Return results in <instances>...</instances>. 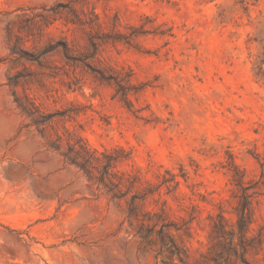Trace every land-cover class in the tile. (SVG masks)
Wrapping results in <instances>:
<instances>
[{
	"label": "rangeland",
	"instance_id": "374dc122",
	"mask_svg": "<svg viewBox=\"0 0 264 264\" xmlns=\"http://www.w3.org/2000/svg\"><path fill=\"white\" fill-rule=\"evenodd\" d=\"M56 3L93 10L102 32L134 31L128 43L99 42L96 54L98 64L131 73L132 107L97 79L89 59L67 63L52 52L40 67L11 54L15 35L28 53L51 40L86 50L87 25L58 19L19 32ZM15 92L65 114L41 134ZM64 129L99 151L123 148L118 169L137 173L141 188L174 175L145 207L186 223L170 232L187 263L214 264L202 257L216 245L212 220H236L241 191L229 162L254 193L248 234H263L264 0H0V264H171L141 240L124 200L63 159ZM56 133L60 151L50 146ZM248 259L264 264V242Z\"/></svg>",
	"mask_w": 264,
	"mask_h": 264
},
{
	"label": "trees",
	"instance_id": "16d2710c",
	"mask_svg": "<svg viewBox=\"0 0 264 264\" xmlns=\"http://www.w3.org/2000/svg\"><path fill=\"white\" fill-rule=\"evenodd\" d=\"M34 17L40 20L32 22L33 25L26 27L19 26V32L25 31L31 34L32 26L42 31V27H48L56 20L61 19L64 25H87V48L84 51L75 49L66 40H51L46 42L40 49L33 53H28L22 46V37L15 35V46L10 51L15 54V59H24L38 66H44V58L52 52H58L62 58L68 62H86L91 60L93 67L91 70L100 82L114 86L115 95L127 108L132 107L129 99L130 92H136L131 83V73L129 71H118L110 66L97 63L96 54L99 42H114L124 40L128 43L132 31L129 35L109 34L102 32L96 22L97 16L93 10L85 13L80 12L69 4L56 3L41 11L33 13ZM57 68L56 66H54ZM22 75L15 74V85L19 84ZM15 104L20 112L28 119L27 125L34 126L39 133L43 134L48 129H54L57 118L65 114V111H47L36 104L27 96H19L15 92ZM56 132V131H55ZM69 138L66 142V148H62L59 142L62 134L56 133V141L50 146L60 151L63 159L70 165L75 166L83 175L92 181L97 188H101L111 199L124 200L126 204V218L136 223V233L142 241L149 246L155 247V256H164L171 260V264H189L185 261V249L180 246L170 230L180 231L186 223L178 224L170 219L163 208L158 211L145 207L146 199L158 188L173 180L174 175L170 174V179H164L159 184H153L146 181V186L140 187V177L137 173L121 171L118 169V163L124 161L128 153L123 148H113L97 150L89 147L80 136H71L67 129H64ZM71 136V137H70ZM259 153H255L254 158L258 160ZM264 160V157L263 159ZM259 161V160H258ZM264 166V161L260 162ZM233 172V181L240 188L241 193L237 195V205L235 208L236 220L229 222L222 214H217L212 220L211 231L216 239V245L202 257H208L214 264H252L248 259V254L256 255L261 250L264 242V233L262 228L256 235H249V226L254 214V193H249L251 186L243 184V173L233 162L227 164ZM264 172L262 173V176ZM185 230L188 227H184ZM197 264V263H195Z\"/></svg>",
	"mask_w": 264,
	"mask_h": 264
}]
</instances>
